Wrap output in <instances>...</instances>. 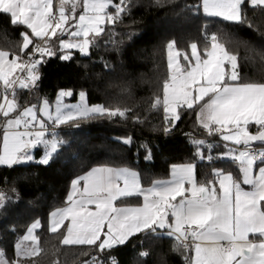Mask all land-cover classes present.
Listing matches in <instances>:
<instances>
[{
	"label": "snow or ice",
	"instance_id": "snow-or-ice-1",
	"mask_svg": "<svg viewBox=\"0 0 264 264\" xmlns=\"http://www.w3.org/2000/svg\"><path fill=\"white\" fill-rule=\"evenodd\" d=\"M68 2L60 0L56 15L52 0H0V12L10 16L11 24L26 26L32 36L44 42L43 47L29 48L32 41L25 31L21 33V56L13 55L8 59L9 53L0 51V91L4 97L0 101V114L4 118L0 166L11 168L33 161L30 150L41 145L44 151L37 163L48 166L58 148L55 129L49 133L48 122L58 126L76 119L125 116V111L119 108L89 106L83 90L78 93L80 103L77 105H61L62 98L73 96V92L60 90L54 112L45 98L39 106V115L36 105L24 107L17 113L15 89L36 86L40 79L38 65L45 57L52 58L59 53L60 60L68 61L73 50L87 56L90 44L104 32L105 24H114L125 11L123 0L118 3L83 0V11L76 17V0H71V16L65 11ZM246 2L264 5V0H200L189 10L195 9L197 13L202 10L207 17L244 23ZM109 8L114 11H108ZM209 39L203 55L197 52V44L192 43L191 61L194 63L190 61L183 71L177 64L165 80L162 131L167 135L174 129L181 119V111L198 107L196 120L209 135L219 134L223 141L242 146L228 148L226 144L227 150L220 156L239 162L240 178H234L231 172L213 169L214 181L197 183L194 163L173 164L170 179L153 181L151 187L145 188L138 173L128 167H93L71 180L66 206L50 213L51 232L55 233L62 225L67 229L62 244L88 245L110 253L138 235L144 238L166 235L190 250L191 254L186 257L188 264H264V147H253L254 142L264 145V82L242 81L237 54L226 49L216 34ZM167 47L169 69H172L174 42H169ZM260 55L264 58V52ZM185 60L189 57L185 56ZM16 70L26 72L27 76L13 77ZM9 92L13 99H8ZM160 103L157 96L153 107ZM252 125L257 126L254 133L249 131ZM46 134L53 139H47ZM121 142L131 147L133 140L129 136ZM196 143L203 144V141ZM147 151L146 160L150 157V148ZM196 155H200L199 149ZM133 196H142L143 203L114 204H124L120 198ZM6 203L5 194L0 192V207ZM39 226L38 220L33 222L24 239L35 244L37 237L32 233ZM250 234L256 239H249ZM189 240L191 244L187 243ZM16 248L17 257L35 255L39 251L35 247L23 249L20 244ZM137 255L146 257L149 253L142 251ZM108 261L119 264L116 256H109ZM0 264H18V261L4 259L0 251Z\"/></svg>",
	"mask_w": 264,
	"mask_h": 264
},
{
	"label": "trees",
	"instance_id": "trees-1",
	"mask_svg": "<svg viewBox=\"0 0 264 264\" xmlns=\"http://www.w3.org/2000/svg\"><path fill=\"white\" fill-rule=\"evenodd\" d=\"M199 3L200 0H123L125 11L114 24L106 23L100 37L93 39L89 57L81 58L77 50H73L68 61L60 60L59 53L52 58L45 57L38 67L40 79L36 86L16 87L18 109L36 104L41 98L52 100L58 90H71L73 96L69 98L83 90L89 101L119 108L125 111V116L76 119L57 126L56 136L61 139L48 166L37 163L44 151L42 145L32 150L34 161L11 168L0 166V192L7 198L6 206L0 207V249L10 261L84 264L96 254L101 256L97 264H109V256H116L119 264H188L186 257L191 254L190 250L166 235L147 238L138 235L126 246L110 253L100 252L93 246L62 244L63 230L49 231L47 219L51 210L66 204L71 180L100 165L135 170L142 185L166 177L171 165L182 163L195 164L198 183L213 180L216 168L240 178L239 166L234 160L209 159L206 149L203 157L196 155L198 144L194 139L214 144L213 139L217 138V134L209 135L198 124V107L181 111V119L174 129L167 135L162 131L163 82L168 75L169 42H174L179 61L185 64V56L191 57L192 43L197 44L199 54L203 55L209 38L216 34L226 49L237 54L240 79L264 82V58L260 55L264 52V6L246 2L244 23H233L189 10ZM23 30L22 25L10 23L8 14L0 12L1 48L21 56ZM2 96L0 91V101ZM157 96L161 103L153 107ZM183 131L192 135L183 136ZM249 131L256 132L257 127L252 125ZM129 136L133 140L131 147L121 142ZM149 148L150 157L146 160ZM121 200L128 202L131 198ZM34 220L40 222L34 246L39 251L17 257L15 243ZM142 251L149 255L138 256Z\"/></svg>",
	"mask_w": 264,
	"mask_h": 264
},
{
	"label": "rangeland",
	"instance_id": "rangeland-1",
	"mask_svg": "<svg viewBox=\"0 0 264 264\" xmlns=\"http://www.w3.org/2000/svg\"><path fill=\"white\" fill-rule=\"evenodd\" d=\"M59 4H60V0H52V9H53V13L54 14H56V15H58V12H57V8H58V6H59ZM76 4H77V9H76V13H75V15H76V17H78V15H79V13L81 12V11H83V0H76ZM264 6V5H263ZM71 9H72V3H71V0H69V2L65 5V11H66V13L68 14V15H72V12H71ZM202 11V10H201ZM203 12V11H202ZM24 27V30H23V32H25V31H27L28 33H29V35H30V39H31V41H32V43H34L35 41H38V40H42V39H40V38H36V37H34V36H32L31 35V30L30 29H26V26H23ZM22 38V37H21ZM64 38L65 39H67L68 37H67V35H65L64 36ZM52 41H55V37H53L52 38ZM22 43H23V39L21 40V44H20V47L22 46ZM30 45H31V43H30ZM0 51H7L8 53H9V57H8V59H11L12 58V56L13 55H16V56H19L18 55V53L16 52V51H9V50H7L6 48H1L0 47ZM173 53L175 54V60L173 61V68L172 69H169V50L167 49V71H168V75H167V78L166 79H168L169 78V75H170V72H173V71H175V68H176V66H177V64H178V66H179V68H180V70L181 71H183L185 68H187L188 67V64H189V62L191 61V57H190V59L189 60H187L186 61V63L185 64H182L180 61H179V58H178V53H177V50L173 47ZM197 52H198V49H197ZM199 53V52H198ZM190 56H192V52H191V46H190ZM19 61L20 60H18L17 62L19 63ZM192 63H194V61H191ZM14 74V73H13ZM165 82V81H164ZM164 82H163V84H164ZM0 84H1V86H2V82H0ZM60 90H58L57 91V93L55 94V96H54V98L52 99V100H48L47 98V100H48V102H49V105H50V110L51 111H55V108H56V105H57V100H56V97H57V94H58V92H59ZM81 91V90H80ZM80 91H78L77 92V94H76V96L74 97V98H66V97H64V98H62V100L60 101V103H61V105H77V104H79L80 103V98H79V95H78V93L80 92ZM3 96H2V100L1 101H3ZM8 99H13V97H12V95L10 96V97H8ZM45 98H41L36 104H33V105H36L37 106V114L39 115V106H40V104L43 102V100H44ZM86 103L87 104H89V106H91V105H93V104H100V103H98V102H91V101H89L88 100V97H87V93H86ZM32 105V104H31ZM31 105H27V106H25V107H28V106H31ZM101 105V104H100ZM23 108L24 107H22L21 109H17L16 111H17V113L19 112V111H22L23 110ZM199 111V108H198V110H197V112ZM164 115V114H163ZM0 116H1V120H3L2 122L4 123V118H3V116H2V114H0ZM48 124H49V126H55V127H57V125H54V123L53 122H48ZM198 124L199 125H201L199 122H198ZM59 126V125H58ZM202 126V125H201ZM255 126V125H254ZM257 127V126H256ZM2 129H3V127H1ZM50 133V132H49ZM46 138L47 139H53V136L52 135H50V134H46ZM55 139L57 140V138H56V136H55ZM58 141V140H57ZM194 141L195 142H197V141H203L201 138H196V139H194ZM213 141H215L214 142V144H213V142H203V145L204 146H200V145H198V147H197V149H199V152H200V155L198 156V157H203V155L204 154H206V150H207V158H211V157H220L221 156V154L222 153H224L227 149H226V147H225V145L227 144V147L228 148H237V149H240L241 148V146H238V145H234V144H232L231 142H225V141H223L222 140V138L220 137V135L219 134H217V138H214L213 139ZM255 143V142H254ZM58 144H59V142H58ZM256 144H258V143H256ZM0 147H2V145H0ZM42 147H43V145H42ZM197 149H196V152H197ZM206 149V150H205ZM32 150L33 149H31L30 150V155H32ZM33 156V155H32ZM35 160V158L33 157V161ZM236 162V164L238 165V166H240L239 165V162L238 161H235ZM217 169V168H216ZM221 170V169H220ZM133 171H135V170H133ZM224 171V170H223ZM136 172V171H135ZM225 173H228V171H224ZM168 177L167 178H171V169L169 168V172H168V175H167ZM167 178H164V179H158V180H168ZM158 180H156V181H158ZM197 181V180H196ZM198 183V182H197ZM142 186H144V185H142ZM147 186V185H146ZM152 186V185H151ZM150 185H148V187H151ZM217 186V188H218V184L216 185ZM244 187H247V186H244ZM145 188H147V187H145ZM143 201V200H142ZM120 206H125V205H120ZM35 221H37V220H34L33 222H35ZM33 222H31L29 225H28V227L26 228V230H25V232L23 233V235L20 237V238H18V240H17V242L15 243V251L17 252V248H16V245L17 244H20V246H21V248H23V249H31V248H34V246H35V244L33 243V241L32 240H30V239H28V240H25L24 239V237H25V235L27 234V230H28V228H29V226L33 223ZM40 227V226H39ZM38 227V228H39ZM38 228H36L34 231H33V233H32V235H35L36 236V230L38 229ZM66 231H67V229H66ZM64 234H66V232L64 233ZM63 234V235H64ZM62 239H63V236H62ZM61 239V240H62ZM249 239H256V237H253L251 234H250V236H249ZM191 244V243H190ZM0 251H2L3 252V250H1L0 249ZM4 253V252H3ZM21 256H24V255H21ZM4 259H6V260H9L8 258H6L5 257V255H4ZM10 261V260H9Z\"/></svg>",
	"mask_w": 264,
	"mask_h": 264
},
{
	"label": "built area",
	"instance_id": "built-area-1",
	"mask_svg": "<svg viewBox=\"0 0 264 264\" xmlns=\"http://www.w3.org/2000/svg\"><path fill=\"white\" fill-rule=\"evenodd\" d=\"M36 45H39V46L43 47L44 46L43 40L35 41L30 46V48L35 47ZM36 58L37 59H40V57H39L38 54H36ZM22 59H27V57H23ZM20 62L21 61H19V63ZM38 67H39V65H38ZM16 76L26 77L27 76V73L26 72H21L20 70H16L14 72V74H13V77H16ZM11 95H12L11 92H9L8 97H10ZM0 127H1V116H0ZM53 128L55 129V132H56L55 136H56L57 135V131H58V127L49 126V132H51ZM181 135H183V136H191L192 134L190 132L183 131V132H181ZM56 138H57V140H60L61 139L60 137H57V136H56ZM253 147L254 148H261V147H264V145H261V144H253ZM173 240H174V242L176 244L181 245L180 242L177 241L174 237H173ZM187 243L190 244L191 243V240H189ZM100 259H101V256L100 255L93 254L92 255V258L89 261L85 262L84 264H93V263H96L97 264L100 261Z\"/></svg>",
	"mask_w": 264,
	"mask_h": 264
},
{
	"label": "crops",
	"instance_id": "crops-1",
	"mask_svg": "<svg viewBox=\"0 0 264 264\" xmlns=\"http://www.w3.org/2000/svg\"><path fill=\"white\" fill-rule=\"evenodd\" d=\"M263 6V5H262ZM30 46V45H29ZM3 120H1V127H2V125H3V122H2ZM0 127V145H3V129ZM254 133V132H253ZM256 143H258V144H260L259 142H255L254 144H256ZM182 164H184V163H182ZM100 166H108V167H113V166H110V165H100ZM99 167V166H98ZM90 170V169H89ZM88 170V171H89ZM87 172V171H86ZM85 172V173H86ZM84 173V174H85ZM84 174H82V175H84ZM81 175V176H82ZM168 176H166V177H163V178H159V179H164V178H167ZM167 179H169V178H167ZM196 179V178H195ZM156 180H158V179H156ZM156 180H154V181H156ZM215 180V177H214V179H213V181ZM152 183L153 182H151L150 184H147V186L146 185H144V186H142V187H147L148 188V185H152ZM142 185V184H141ZM82 182H81V185H80V187L82 188ZM71 190V184H70V187H69V190H68V193H69V191ZM128 198H131V201H128V202H125L124 204H119L118 202H114V204H116L117 206H120V205H125V206H136V205H139V204H142L143 203V198H142V196H133V197H128ZM120 199H122V198H120ZM66 206V204L65 205H63V206H60V207H57V208H62V207H65ZM94 207V206H93ZM57 208H54L53 210H51L50 212H49V214H48V219H47V228L49 229V219H50V213H52L55 209H57ZM68 222L67 221H65V225L67 224ZM58 230H63V234L66 232V227L64 226V225H62L61 226V229H58ZM57 230V231H58ZM50 231V230H49ZM63 236V235H62Z\"/></svg>",
	"mask_w": 264,
	"mask_h": 264
},
{
	"label": "water",
	"instance_id": "water-1",
	"mask_svg": "<svg viewBox=\"0 0 264 264\" xmlns=\"http://www.w3.org/2000/svg\"><path fill=\"white\" fill-rule=\"evenodd\" d=\"M78 55H79L81 58L89 57V55H90V47H89V54H88L87 56H82L79 52H78ZM66 98H69V97H66Z\"/></svg>",
	"mask_w": 264,
	"mask_h": 264
}]
</instances>
